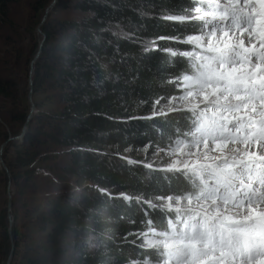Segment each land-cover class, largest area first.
<instances>
[{"label": "trees", "instance_id": "1", "mask_svg": "<svg viewBox=\"0 0 264 264\" xmlns=\"http://www.w3.org/2000/svg\"><path fill=\"white\" fill-rule=\"evenodd\" d=\"M15 1L0 0V25L16 31L20 44L25 36L28 42L26 49L0 47V144L20 135L26 122L27 128L0 155L7 169L0 167V264H6L12 242L9 264H141L148 252L129 240H135L133 232L152 224L179 236L181 225L173 219L189 224L196 213L159 211L112 196L165 198L176 192L200 199L211 182L191 173L152 172L98 149L161 148L187 136L193 122L202 125L200 115L194 119L189 111L147 117L160 98L178 91V78L196 68L170 52L187 53L189 45L175 38L199 32L196 20H171L192 0H59L37 40L39 21L23 32L11 23ZM51 1L35 0L34 8ZM43 36L31 74L35 111L27 120L30 62ZM148 40L157 46L147 48ZM86 182L95 185L86 186L90 193L76 189ZM89 235L99 239L92 249L85 243Z\"/></svg>", "mask_w": 264, "mask_h": 264}, {"label": "rangeland", "instance_id": "2", "mask_svg": "<svg viewBox=\"0 0 264 264\" xmlns=\"http://www.w3.org/2000/svg\"><path fill=\"white\" fill-rule=\"evenodd\" d=\"M34 2L11 3L9 17L17 30L20 27L19 31L23 32L29 22L34 25L40 22L45 9L37 11ZM191 2L188 10L172 15L171 20L181 23L196 20L199 32L187 38H175L189 45L187 53L170 52L196 68L180 76L176 84L178 91L160 98L147 117L189 111L194 119L200 114L209 125H199L204 131L201 132L193 122L187 136L166 142L161 148L157 143L146 144L141 150L101 144L98 152L152 172L173 177L191 173L195 179H203V183L220 185L221 192L204 190L200 199L176 192L168 193L165 198L125 193L112 196L136 205L159 208V211L170 209L180 213L191 209L198 213L187 228L180 220L173 219V223L181 225L179 236L152 228V224L145 230L133 232L131 236H135V240H129L148 252L141 258V264H264V220L260 218L264 212L259 211L264 208V174L259 170L241 169L234 178H224L221 184L212 177L219 167L233 170L236 164H242L241 160L264 157V119H261L264 118V17L251 0ZM38 24L36 40L41 35L37 31ZM17 36L16 31H8L7 25H0V47L22 44L26 49L28 37L20 44ZM9 38L14 44L6 42ZM145 45L147 48L157 46L150 40ZM228 77L232 79L230 84ZM250 94L253 97H249ZM207 101L209 107H203ZM0 167L3 168L1 162ZM86 186L95 187L86 182L76 189L90 193ZM11 189L9 183L7 191ZM256 204H260L258 211ZM98 240L95 235H89L85 239L87 249L96 247ZM219 241L222 257L218 256L220 251L215 250L218 247L212 245ZM258 260L261 262L256 263Z\"/></svg>", "mask_w": 264, "mask_h": 264}, {"label": "water", "instance_id": "3", "mask_svg": "<svg viewBox=\"0 0 264 264\" xmlns=\"http://www.w3.org/2000/svg\"><path fill=\"white\" fill-rule=\"evenodd\" d=\"M56 1L57 0H52L51 2H50V4L45 8V10H44V14H43V16L41 17V20H40V22H39V24H38V27H37V31L38 32H40L41 34H42V32H41V25L43 24V22L46 20V18H47V15H48V11H49V9H51L52 7H53V5L56 3ZM43 41H44V36H43V38L39 41V46H38V50H37V53H36V55L34 56V58L31 60V62H30V70H29V79H28V81H29V92H28V100H29V102H30V112H29V115H28V117H27V120H29L30 118H31V114H32V112H34L35 111V107H34V103L32 102V99H31V93H32V78H31V74H32V71H33V62L35 61V59L39 56V54H40V51H41V48H42V43H43ZM26 128H27V122L23 125V127H22V131H21V133H20V135H15V136H9L8 138H7V140H5L4 142H2L1 143V145H0V154H1V152H2V150H3V147L5 146V144H6V142H8V141H10V140H16V139H19L24 133H25V131H26ZM0 162L2 163V165H3V168L5 169V170H7L6 169V166L3 164V162H2V159H1V157H0ZM8 206H10V203L8 202ZM10 221H11V219H10ZM9 234H10V228H9ZM10 237H11V235H10ZM14 248H15V245H14V243L12 242L11 243V248H10V252H9V256H8V259H7V262H6V264H9V260H11V258H12V256H13V253H14Z\"/></svg>", "mask_w": 264, "mask_h": 264}, {"label": "bare ground", "instance_id": "4", "mask_svg": "<svg viewBox=\"0 0 264 264\" xmlns=\"http://www.w3.org/2000/svg\"><path fill=\"white\" fill-rule=\"evenodd\" d=\"M249 36H250V35H249ZM249 36H248V37H249ZM260 95H261V94H260ZM258 205H260V204H256V205H255L256 208L254 207L256 210H257V209L259 210V206H258ZM258 210H257V211H258ZM257 211H256V212H257ZM259 211L264 212V208L261 207V209H260ZM215 250H218V249L215 248ZM219 253H220V252H219ZM218 256H219V257H222V256H224V254H223V253H220V254H218ZM259 262H261V261L258 260L256 263H259ZM262 264H263V263H262Z\"/></svg>", "mask_w": 264, "mask_h": 264}, {"label": "snow or ice", "instance_id": "5", "mask_svg": "<svg viewBox=\"0 0 264 264\" xmlns=\"http://www.w3.org/2000/svg\"><path fill=\"white\" fill-rule=\"evenodd\" d=\"M262 35H264V33H262Z\"/></svg>", "mask_w": 264, "mask_h": 264}]
</instances>
